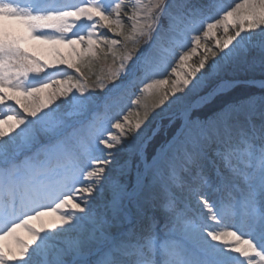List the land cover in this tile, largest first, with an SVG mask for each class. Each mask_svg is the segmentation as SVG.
Wrapping results in <instances>:
<instances>
[{
    "label": "snow or ice",
    "instance_id": "1",
    "mask_svg": "<svg viewBox=\"0 0 264 264\" xmlns=\"http://www.w3.org/2000/svg\"><path fill=\"white\" fill-rule=\"evenodd\" d=\"M209 7L208 0H151L146 9L138 0H0V105L13 101L25 114L0 113V138L19 129L21 141L0 140V241L15 245L0 243V264H36L34 253L50 250L47 264H264V97L231 101L225 77L238 58L264 64V39L245 47L241 35L258 29L264 37V0H241L219 18L205 14ZM197 21L204 40L194 34L187 51L181 44L173 54L175 79H152L162 62L158 44ZM221 27L226 38L209 46ZM29 40L65 44L75 61L54 49L56 60L42 63ZM101 53L114 67L95 82L103 95L94 96L82 67ZM193 56L198 63H188ZM137 87L157 96L152 109L177 105L179 127L161 116L145 134L152 123L145 111L134 123L117 119L114 134L89 118L90 104ZM62 105L71 110L60 114ZM118 145L128 150L122 161L105 152ZM81 177L88 183L76 188ZM177 191L202 209L198 216L188 215ZM69 205L74 211H63ZM239 208L251 221L240 225L248 238L206 223ZM50 234L67 238L48 245Z\"/></svg>",
    "mask_w": 264,
    "mask_h": 264
},
{
    "label": "rangeland",
    "instance_id": "2",
    "mask_svg": "<svg viewBox=\"0 0 264 264\" xmlns=\"http://www.w3.org/2000/svg\"><path fill=\"white\" fill-rule=\"evenodd\" d=\"M223 0H208V2L210 3V7L206 10V15L209 17H213L214 13L211 10H216L218 7V3L221 2ZM19 3L21 4H26L28 3V0H18ZM73 3H80V0H72ZM125 3H128V0H124ZM135 2V0H134ZM138 2L146 9L149 4L151 3V0H138ZM175 2V0H174ZM199 21H197L195 23L194 26L199 25ZM130 26V25H128ZM86 31V30H85ZM200 32L202 33V30L200 28ZM234 34V30L231 26V24L229 25V32L227 33V35H233ZM242 36L246 37V42L244 44V46H247V42L249 41H254V42H259L261 39H264V37L261 36V34L259 33V30H255L251 33L249 32H243L241 33ZM202 41L204 40L203 35H201ZM217 38H226L225 34L223 32V28L222 31L220 33L216 32L215 37H209L206 41V43L211 46L214 44L215 39ZM119 39V38H118ZM141 43L143 42V40L141 39L140 41ZM183 43V42H182ZM190 42H188V46H191V44H189ZM235 43V42H234ZM177 44L176 40L173 39H167L165 41H163L162 43L158 44V48L160 50V55H163L165 52L170 51L172 49L173 46H175ZM26 46L29 48L30 53L33 54L37 59H39L42 63H52L56 60V55L55 52L53 51L54 49L56 50V52H58L61 56L65 57V58H71L73 59V61H75V57H71L70 56V49L67 45L65 44H54L51 42H44V41H38V40H29L26 42ZM135 47V45L131 42H129L127 44V48L128 49H133ZM124 49L121 48L119 51H123ZM238 50H239V46H238ZM105 51L107 52V49H105ZM186 51V50H185ZM119 54V53H118ZM108 56H111V54H109ZM245 60V58L241 57L236 59L233 63H231L226 72H225V77L232 81V83L236 82L237 80L234 79V75L233 72L238 68L241 71L244 70V75L245 77H249L250 80H248L247 82H255L258 80H264V78H259V77H264V70L260 69V66L251 64H243L241 63L242 60ZM111 64L109 65H105L103 67V70L100 72V74L97 75V78L95 80V82L100 79V78H104L107 74V72L109 71V69L111 67H114L113 65V59L111 56ZM195 63H198V58H196ZM239 63L240 66H237ZM171 66H175L173 64H170V66L167 69V65L164 64H160L159 67L155 70V72L153 74H151V78L152 79H165L167 78L169 81H171L172 79H175L174 76H170L168 75V73H170L171 71ZM248 66V67H247ZM63 67V66H61ZM49 72H54V69H49ZM70 74H74L72 70H69ZM89 78H88V84L90 86L89 90L92 92V94L94 96H102L103 93L101 92L100 89L94 86H91L90 82H89ZM248 85V84H246ZM142 86V85H140ZM237 86V85H236ZM253 88H255L257 90L258 95L256 96H252L250 98H254L256 100H259L261 97H264V89H259L258 87L254 86V85H250ZM169 87V85H165L163 87L162 90H167V88ZM235 86H230V89L228 91V93L230 91H232V89H234ZM15 95L18 96L19 99H21L22 102L26 103V104H31L32 98L31 97H25L20 93H15ZM139 97L140 102L137 104H133L132 101L137 99ZM43 98V94H41V96L37 97V99H42ZM249 98V99H250ZM249 99H246L244 101L241 102H246ZM157 100V96L152 94V93H140L139 92V87L137 88H129L126 90H121V91H116L113 92L107 99L106 103L100 102V103H96V104H90V112H89V118L92 119L95 124L97 126L103 124L107 127V129L111 132H113L114 134H118V130L116 129H112L111 128V124L114 123L117 119H119L121 121V123H124L123 117L124 116H128L129 120L134 123L136 121V119L139 117H143L145 114V111H149V119L152 121V123L149 125L148 128H146L145 134H149L150 130L161 124V116L165 117V121L167 120L168 117H171L174 120V123L179 122V124L182 122V116L180 113V110L178 108V106H169L167 109H165L164 113L160 112V108H155L152 109V105L156 102ZM57 103H59V101H57ZM167 103V102H166ZM177 107V108H176ZM71 110V106L69 105H62L60 111V114H63L66 111H70ZM0 113L3 114V116H7V115H12V114H18L20 116L25 115L23 113V110L19 107V105H16L13 101H9L7 103V105H0ZM29 119H32L31 117H29ZM9 123H12V121H9ZM0 127H3L6 129L5 125H0ZM23 127V126H21ZM128 129L126 128V131ZM19 132V129H16L14 132H10L8 133V135H6L3 138H0V140L3 141H8V137L9 136H14L16 137L15 139V143L19 144L20 138L18 136H16V133ZM128 140L131 139V132H129V135L127 137ZM10 142V141H9ZM11 144V142H10ZM11 146V145H10ZM103 147V146H101ZM120 149V150H117ZM117 149H105V152L107 151H113L115 152V160L116 161H122L126 158H128V150L127 148L123 147V146H117ZM133 178H134V169H133ZM88 183V181L83 180V178L81 177L80 182L75 186L76 188L84 186ZM73 191H75V188L73 189ZM81 196H83V194H80ZM177 195L180 196L181 200H182V206H186V207H190V212H188L189 216H198L200 213V208L196 206V203H194L193 205H189V199L187 198V194L186 193H181L179 191H177ZM210 201H215L218 199V197L214 194H209L208 196ZM63 211L66 212H72L74 210L71 209V205H69L68 209H65ZM235 214L237 215L236 217H238V214L236 213L235 210L233 209H229L227 214L225 215V217H223L219 222H214L211 220H207L206 223L207 225H211L213 227V230L215 229V226H218V224L221 221H226V223H228L229 227L231 229H237L239 226L238 221L235 220ZM77 215H79V213H77ZM46 220L48 219H55V216L52 217H47L45 218ZM33 225H36L37 222L33 221L32 222ZM235 224V225H234ZM17 235L23 239L25 242H27V234L24 230H18ZM74 236V233L72 234ZM67 238L66 235H51L50 234V238L47 241L48 245H55L57 247L62 246L63 245V241ZM248 238V235L246 234V237ZM0 243L2 244H7L10 247L13 248V250H15V245L14 243L11 241L10 238H6L4 241H0ZM213 243H217V242H213ZM35 247V246H33ZM96 248L95 246L92 248V252L95 253ZM52 258L51 256V250L48 252H36L33 255V259L34 261H36V264H47V261L50 260ZM94 258V256L90 255L89 257Z\"/></svg>",
    "mask_w": 264,
    "mask_h": 264
},
{
    "label": "bare ground",
    "instance_id": "3",
    "mask_svg": "<svg viewBox=\"0 0 264 264\" xmlns=\"http://www.w3.org/2000/svg\"><path fill=\"white\" fill-rule=\"evenodd\" d=\"M238 2H241V0H223V1L219 2L217 5L218 8L216 10H211L214 13L213 17L219 18V16L223 14L224 10H228L230 7H234L235 3H238ZM200 28H201L200 24L197 26H186L184 24H179V26L176 29L175 34L171 38L173 40H176L177 44L175 46H173L170 51H167L163 55H161V61L162 62L160 64L167 65V69H168L170 64H173L176 66V60L178 59V55L174 56L173 54L181 51V48H180L181 44L186 45L183 48V50L187 51L191 47V46H188V42H190L191 36L194 34L202 35V33L200 32ZM221 31H222V27L220 29L216 30L217 33H220ZM185 32H187V38L184 35ZM196 58H198V57L193 56L192 59L188 63L193 64L195 62ZM262 82H264V80H258V81L252 82V84L254 86L258 87L259 89H264V87L261 86ZM178 95H180V94L178 93ZM171 106H174V105H171ZM175 106H177V105H175ZM188 201H189V205H193L195 203V201L191 200V199H189ZM182 207H184V206H182ZM187 211L190 212V207H187ZM201 211H202V209L200 208V212ZM235 211L238 214V217H236L237 215L235 214V217H236L235 220H237L238 224H239L238 225L239 227L237 229H235V227H234V229H231L229 227L228 223H226V221H227L226 220V221H221L218 224V226H215L214 230L237 231L238 234H243V238H245L249 229L247 227H240V225L241 224H248L251 221L244 215V210L242 208L236 209ZM75 235L76 234L74 233V236ZM217 244H219V242H217ZM232 255H237V254L233 253Z\"/></svg>",
    "mask_w": 264,
    "mask_h": 264
},
{
    "label": "trees",
    "instance_id": "4",
    "mask_svg": "<svg viewBox=\"0 0 264 264\" xmlns=\"http://www.w3.org/2000/svg\"><path fill=\"white\" fill-rule=\"evenodd\" d=\"M250 62L251 64L254 65L259 64L258 66H260V69L264 70V64L260 63L258 57L256 58L255 61H252L251 59H245V60L243 59L241 63L250 65ZM111 63H112L111 56L105 57L104 53H101L98 57L93 58L92 62L82 67L83 72L86 74L87 78L90 79L89 82L91 86H94L97 75L100 74V72L103 70V67L108 64L110 65ZM241 63H239L237 66H240ZM233 75H234V79L237 81L245 82L250 80L249 77H245L244 70L241 71L238 68L233 72ZM259 78H264V77H259ZM256 94H257V90L255 88L246 85L244 83H241L235 86V88L228 93V99L234 102H241L246 99H249L252 96H255ZM204 111H206V109ZM174 124L176 128L179 126V122H176Z\"/></svg>",
    "mask_w": 264,
    "mask_h": 264
},
{
    "label": "water",
    "instance_id": "5",
    "mask_svg": "<svg viewBox=\"0 0 264 264\" xmlns=\"http://www.w3.org/2000/svg\"><path fill=\"white\" fill-rule=\"evenodd\" d=\"M241 83L248 84V85H253L252 82H247V81H245V82L236 81V82L232 83L231 85L232 86H236V85L241 84Z\"/></svg>",
    "mask_w": 264,
    "mask_h": 264
}]
</instances>
